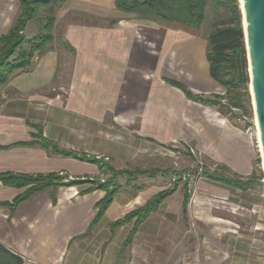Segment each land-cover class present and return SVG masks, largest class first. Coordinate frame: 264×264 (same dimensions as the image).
Segmentation results:
<instances>
[{"label":"crops","instance_id":"crops-1","mask_svg":"<svg viewBox=\"0 0 264 264\" xmlns=\"http://www.w3.org/2000/svg\"><path fill=\"white\" fill-rule=\"evenodd\" d=\"M13 6L12 0H0V37L18 17L11 19ZM121 14L109 29L68 28L64 35L76 50V67L67 87L54 86L60 73L59 56L53 49L36 54L29 70L14 73L0 87V175L85 177L97 173L92 163L42 148L35 127L44 140L66 152L99 156L108 151L106 158L117 169L141 157L136 148L144 145L138 142L173 148L188 143L214 164L248 175L251 157L246 137L216 110L190 102L162 81L168 77L181 82L177 69L183 67L182 44L194 43V95L220 90L209 76L206 42L200 31L178 24L168 28ZM108 115L110 121L105 123ZM156 177L117 190L91 230L96 204L105 192L85 193L61 185L35 192L10 209L2 204L11 203L31 186L0 184V244L21 258L22 264H150L146 260L152 253H177L174 250L183 247L194 254V247L199 246L194 243L195 224L208 228L229 222L221 215H208L210 209L246 217L228 190L205 181L198 183L195 193L193 189L183 216V194L177 188L139 225L125 250L129 257L123 259L120 250L135 219L114 233L109 224L168 188L163 178L155 181ZM226 227L223 231L231 229Z\"/></svg>","mask_w":264,"mask_h":264},{"label":"rangeland","instance_id":"rangeland-1","mask_svg":"<svg viewBox=\"0 0 264 264\" xmlns=\"http://www.w3.org/2000/svg\"><path fill=\"white\" fill-rule=\"evenodd\" d=\"M12 1L14 2V6L12 8L13 15L11 19L13 16L15 18L17 14L19 16L21 11L20 7L17 9L16 1ZM237 3L241 12L240 0H237ZM219 12H223L222 7L219 8ZM52 15L54 16V25L51 32L53 42L49 48L58 53L60 73L59 77L54 80V86L67 87L70 85V81L72 82L73 73L75 71L74 68L76 67V50L67 42L64 35L68 28H91L93 30L102 27L109 29L111 25L117 24V19H121L123 15L115 10L113 0H67V2L58 3L54 8L53 14H48L47 9H40L37 14V20L28 24L30 27L28 30L26 28L22 36L28 41L34 38L38 34V28L43 24L42 22H45V19ZM133 18L141 19L135 15ZM13 24L14 22H12V25ZM210 24L211 21L208 15L200 30V34L205 42V34L209 31ZM220 25H223V23ZM167 27L171 28L170 25ZM183 37V39H186L185 37L187 36L183 34ZM64 42H67L74 52L65 50L62 46ZM182 45L185 47L182 48L183 62L181 66L183 67L182 69L181 67L177 69V71H180V73H177L178 81L180 80L181 82H176L168 77H162V81L166 86L176 88L182 92L183 96L190 102L195 101L198 104L213 108L231 127L235 128L236 131L246 137V149L248 156L251 157V169L250 173L246 176L237 175L243 179H247L251 175L253 169L261 171L263 175L261 179L262 185L259 186L256 183L253 189L243 192L218 185L228 190L230 195H233L231 197H234L239 206L246 211V217L231 215L225 212L221 213L220 211L210 209L207 213L208 215H221L229 219V222L224 226L217 224L209 225L208 228H202L201 224L198 223L195 224L194 243L197 241L199 246L194 247V254H190L189 250L186 248L183 249V247L175 249L174 251L178 250L177 253L172 252L169 254L168 248L165 255L152 253L151 257L146 260V262L150 264H264V173L262 171L259 142L257 140V125L249 85L247 86L249 99L243 96V104L247 113L244 110L236 109L231 106L230 98L226 96V91L223 88H220L216 94L208 96L194 95V43L190 44L184 42ZM179 48L180 47L177 49ZM22 50L28 51V46L24 44ZM36 54L41 55V53H34L33 58ZM31 67L32 62L24 69L29 70ZM169 82L178 83L194 97L211 99L213 96H219L221 98L220 106H224L226 115H222L217 107L204 104L199 100L189 99L183 90L172 86ZM245 92L246 90H240L242 95H244ZM104 120L105 123H108L110 121L109 115ZM145 144L147 143L138 142V145H144L142 149L136 148V153L141 157H137L134 160L135 164L125 166L123 169L115 168L116 166L112 161L106 158L109 154L106 150L103 155L101 154L102 156L99 154V156L95 155L96 157L76 153L95 160L96 163H94V161L91 163L97 167V173L85 177L58 175L57 182L60 186L76 187L81 189L79 192H82L91 188L95 189L99 185L105 183L111 177V171H125L135 174V176H121L117 178V187H115V190H124L133 183L140 185L143 182H147L149 177L138 175V172L155 170L158 172L155 176H152L153 178L157 176L156 179H154L155 181L161 180L158 177L163 178L161 181H165L168 188L175 187L176 189H180L182 194H188L189 199H191L193 189L194 193L196 192L198 183L205 181L209 184H215L204 177V171H213L216 169L217 165L220 164H214L212 161L208 160L207 157L196 150L195 145L194 148H191L192 146L190 144L183 143L181 146L173 148L168 144L166 146H157L158 144L156 145L154 142H151V146ZM258 161L260 162L258 163ZM165 170H168V172L166 173ZM227 225L230 226L231 229L228 228L223 231V229L227 228ZM184 243H186V247L190 245V241L187 240V237ZM120 257L123 259L126 257L128 258V251L124 252Z\"/></svg>","mask_w":264,"mask_h":264},{"label":"trees","instance_id":"trees-1","mask_svg":"<svg viewBox=\"0 0 264 264\" xmlns=\"http://www.w3.org/2000/svg\"><path fill=\"white\" fill-rule=\"evenodd\" d=\"M17 1L21 9L20 14L7 34L0 37V87L8 82L11 75L17 71L25 70L24 68L29 65L34 53L44 54L50 49L49 47L53 42V36L51 34L54 25L53 15L46 18L45 22H42L43 24L38 28V34L31 40H26L22 36V33L26 30L28 24L37 20V14L40 9H47L48 14H53L55 6L58 3L65 2V0ZM113 3L115 10L121 13L135 15L142 20L167 26L178 24L195 31L201 30L205 19L209 15L211 21L210 29L205 34V57L208 64L209 76L226 91V96L230 98L232 107L244 110L247 113L243 104V96L249 99L247 93V86L249 85L248 63L241 25L242 16L237 0H113ZM221 7L223 8V12H219V8ZM221 23L223 25H220ZM24 44L28 46V51L22 50ZM62 46L65 50L74 52L67 42L62 43ZM169 83L183 90L189 99L199 100L204 104L217 107L222 115H226L224 106H220L221 98L219 96H213L211 99L194 97L178 83ZM241 89L246 90L244 95L240 93ZM35 128L38 130L36 137L40 139V146L42 148L50 150L57 155L71 157L80 162L91 163L94 161L96 163L95 160L87 156L60 150L52 142L44 140L41 136V131L37 127ZM165 172L167 173L168 170H165ZM156 173L158 172L151 170L148 172L140 171L137 174L152 177ZM121 176H135V174L125 171H111V177L105 183L95 188L96 190L105 192V196L96 204L97 213L89 226V230L96 225L111 204L117 192V189L115 190V187H117L116 180ZM204 177L217 185L243 192L253 189L256 183L261 186L263 175L261 171L253 169L251 175L247 179H243L237 174L232 173L227 167L217 165L213 171L205 170ZM57 178V174L34 176L0 175V184L2 185L15 188L31 186V188L11 203H3L2 205L14 209L35 192L60 186ZM95 189H87L84 192L88 193ZM175 191V187L163 190L149 199L142 207L131 211L123 218L109 224L111 233H114L116 229L135 219L132 230L122 244L120 256L131 246L139 225L151 213L156 212L161 203ZM188 199V194L184 193L182 205L183 216L186 214ZM0 264H22V260L0 244Z\"/></svg>","mask_w":264,"mask_h":264},{"label":"water","instance_id":"water-1","mask_svg":"<svg viewBox=\"0 0 264 264\" xmlns=\"http://www.w3.org/2000/svg\"><path fill=\"white\" fill-rule=\"evenodd\" d=\"M249 89L260 138L264 173V0H240Z\"/></svg>","mask_w":264,"mask_h":264},{"label":"bare ground","instance_id":"bare-ground-1","mask_svg":"<svg viewBox=\"0 0 264 264\" xmlns=\"http://www.w3.org/2000/svg\"><path fill=\"white\" fill-rule=\"evenodd\" d=\"M257 140H258V142H259V149H260L261 147H260V138H259L258 130H257Z\"/></svg>","mask_w":264,"mask_h":264}]
</instances>
